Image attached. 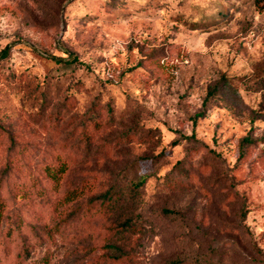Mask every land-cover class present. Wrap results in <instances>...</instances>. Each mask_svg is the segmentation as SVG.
<instances>
[{
  "label": "rangeland",
  "instance_id": "374dc122",
  "mask_svg": "<svg viewBox=\"0 0 264 264\" xmlns=\"http://www.w3.org/2000/svg\"><path fill=\"white\" fill-rule=\"evenodd\" d=\"M6 46L0 264H264V0H0Z\"/></svg>",
  "mask_w": 264,
  "mask_h": 264
},
{
  "label": "trees",
  "instance_id": "16d2710c",
  "mask_svg": "<svg viewBox=\"0 0 264 264\" xmlns=\"http://www.w3.org/2000/svg\"><path fill=\"white\" fill-rule=\"evenodd\" d=\"M8 53V47H4L3 49L0 50V57H4L6 56ZM71 57L72 62H75L78 60V58L75 55H72L71 53H69ZM60 61H62V59H59ZM215 92V88L213 90H210L208 92V95L206 96L205 100L208 99L209 97H211L213 95V93ZM248 137H244L243 138V142L244 141H248ZM63 168H58L57 170H53L49 172V176L52 177L55 182L57 180H59V178H61V175L63 173ZM146 177L141 178L139 181L135 182L136 186L142 185L145 182ZM80 195V191L79 190H72L70 193L66 194L65 196V200L66 201H70L75 199L76 197H78ZM123 196V192L119 189H115V188H111L108 190H105L104 192L100 193L98 196L93 197V200H98V203L104 207H106L108 210L113 209L119 202V200L122 198ZM6 207V202L3 198L0 197V222L4 213V209ZM164 212L167 213H171V210L165 209ZM120 228L119 229H123L125 231V228L127 225H132L131 224V218L127 217L125 218L121 223H119ZM171 264H181L182 261L181 260H173L170 262Z\"/></svg>",
  "mask_w": 264,
  "mask_h": 264
}]
</instances>
